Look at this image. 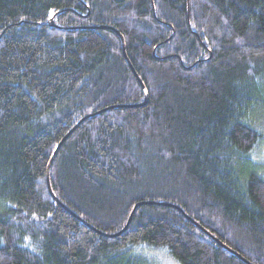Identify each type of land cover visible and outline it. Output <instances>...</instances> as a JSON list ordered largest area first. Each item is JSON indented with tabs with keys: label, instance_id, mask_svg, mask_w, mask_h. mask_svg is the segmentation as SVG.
Returning <instances> with one entry per match:
<instances>
[{
	"label": "trees",
	"instance_id": "16d2710c",
	"mask_svg": "<svg viewBox=\"0 0 264 264\" xmlns=\"http://www.w3.org/2000/svg\"><path fill=\"white\" fill-rule=\"evenodd\" d=\"M263 145L264 0H0V264H264Z\"/></svg>",
	"mask_w": 264,
	"mask_h": 264
},
{
	"label": "water",
	"instance_id": "95a60500",
	"mask_svg": "<svg viewBox=\"0 0 264 264\" xmlns=\"http://www.w3.org/2000/svg\"><path fill=\"white\" fill-rule=\"evenodd\" d=\"M47 25L48 26H50V27H56V25L53 23V20L52 19H50L48 22H47ZM57 28V27H56ZM101 28H103V27H101ZM120 37H121V40H122V44H123V54H124V56H125V43H124V39H123V37L121 36V34H119L118 32H116ZM129 66H130V68H131V70H132V72L134 73V75L136 76V78H137V80H138V82H139V84H140V86L142 87V89H143V91L146 93V90H145V87H144V85H143V83H142V81L138 78V76L136 75V72L134 71V69L132 68V66L130 65V63H129ZM146 102H147V95H145V100H144V102L142 103V104H140V105H138V107H141V106H144L145 104H146ZM129 107H136V106H129ZM109 109H111V108H109ZM109 109H105V110H103V111H100V112H97V113H95V114H92V115H90V116H86V117H84L83 119H81L63 138H62V140L59 142V144H58V146L56 147V149H55V151L53 152V155L51 156V158H50V160H49V163H48V165H47V170H46V186H47V190H48V192H49V194H50V196L55 200V202L61 207V208H63L67 213H69L71 216H73V217H75V218H77L78 220H80L79 219V217L76 215V214H74L72 211H70L68 208H66L56 197H55V195H54V193H53V191H52V188H51V183H50V169H51V165H52V163H53V160H54V158L56 157V155H57V153H58V151L60 150V148L62 147V145H63V143L68 139V137L84 122V121H86L87 119H89L90 117H95V116H97V115H99L100 113H103V112H105V111H107V110H109ZM141 205H143V203H138V204H136L135 206H134V208H133V210H132V212H131V214H130V216H129V218H128V221H127V223H126V225H125V227L121 230V231H119V232H117V233H115V234H104V233H102V232H100V231H98V230H96V229H94V228H92V227H90V226H88L87 224H85L90 230H92V231H94V232H96V233H98L99 235H101V236H103V237H106V238H116V237H118V236H120L122 233H124L127 229H128V227H129V225H130V222H131V220H132V217H133V215H134V213H135V211H136V209L138 208V207H140ZM162 206H165V207H172V208H174V209H176V210H178V211H180L183 215H184V217L185 218H187L188 220H190L199 230H201L202 232H204L205 234H207L212 240H214L215 241V243L218 245V246H220V247H223V248H225V249H228L223 243H221L217 238H215L213 235H211L209 232H207L204 228H202L198 223H196L194 220H192L191 218H189L183 211H182V209L181 208H179L178 206H176V205H170V204H166V203H162L161 204ZM81 221V220H80ZM231 253H233V254H235L241 261H243L244 263H246V264H248L247 263V261L242 257V256H240V255H238V254H236L235 252H233V251H231L230 249H228Z\"/></svg>",
	"mask_w": 264,
	"mask_h": 264
},
{
	"label": "rangeland",
	"instance_id": "374dc122",
	"mask_svg": "<svg viewBox=\"0 0 264 264\" xmlns=\"http://www.w3.org/2000/svg\"><path fill=\"white\" fill-rule=\"evenodd\" d=\"M257 153V156H253L252 159L255 163L260 164V168L264 172V145L258 149ZM146 255L150 256L157 264H179L166 249L156 250L149 248Z\"/></svg>",
	"mask_w": 264,
	"mask_h": 264
},
{
	"label": "bare ground",
	"instance_id": "6f19581e",
	"mask_svg": "<svg viewBox=\"0 0 264 264\" xmlns=\"http://www.w3.org/2000/svg\"><path fill=\"white\" fill-rule=\"evenodd\" d=\"M74 218H75V217H74ZM76 219H77V218H76ZM79 219H80V218H79ZM77 220H78V219H77ZM80 220H81V219H80ZM80 220H78V221H80ZM80 222H82L83 224L85 223V222L82 221V220H81ZM85 224H87V223H85ZM85 224H84V225H85ZM87 225H88V224H87ZM85 226H86V225H85ZM88 226H89V225H88Z\"/></svg>",
	"mask_w": 264,
	"mask_h": 264
}]
</instances>
